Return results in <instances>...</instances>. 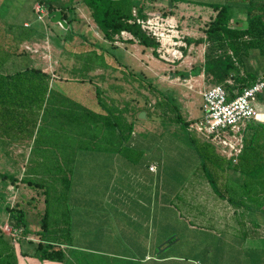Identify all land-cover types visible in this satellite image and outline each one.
I'll list each match as a JSON object with an SVG mask.
<instances>
[{"label":"rangeland","instance_id":"374dc122","mask_svg":"<svg viewBox=\"0 0 264 264\" xmlns=\"http://www.w3.org/2000/svg\"><path fill=\"white\" fill-rule=\"evenodd\" d=\"M50 1L55 7L64 4V1ZM227 1L183 0L192 8L201 10L194 13L190 6H182V11L176 12V20L180 22L178 29L181 33L179 32L180 38L174 40L180 43L172 45L159 41L158 57L152 55L151 49L126 43L124 40L129 37L122 34L121 39L114 44L104 41L89 11L83 8L80 11H72L75 8L63 6L66 14L74 18L69 19L74 21L71 29L73 33H83L89 39L105 46L107 54L102 52L100 55L98 51L99 58L97 55L90 57L86 53L83 54L80 46L85 43L78 37L73 38L69 43L63 41L62 37L65 33L62 32L60 25L50 22L48 12L46 18L39 21L31 10L32 0H0V59L6 56V49L17 47V52L18 50L26 54L32 52L33 49L18 46V42L33 30L23 27V23L28 21L32 27L38 29L42 25L45 37H49V41L47 40L49 44L36 47L38 51L33 53L35 61L32 60V64L35 66L38 62L44 63L48 69L52 65L55 76L75 79V83L70 87L60 86L62 89L52 82L51 87L54 90L59 88L65 91V96H69L71 100L78 101L88 109L101 114L110 115L112 112L105 111L112 108L121 111L124 105L122 112L124 116L120 115V117L124 119L126 125L133 120L137 126L141 125V128L151 130L148 135L156 136L162 169L158 179V241L160 246L175 235L177 242L167 245L163 252L164 257L173 256V260L159 263L153 260L144 264H213L212 261L217 264V259L218 261L223 259L221 248L226 252L228 247L230 255L237 259L240 258L238 257L240 247L250 249L252 245L261 244L263 245L260 247H264L262 239L264 235L261 232L259 234L261 239L258 240L251 237L242 239L243 237H239L240 233L234 237L235 231L220 229L209 221L199 222L189 218L176 200H170V197L166 200L164 195L166 189H171L172 185L177 193L185 183L187 174L190 176L198 168V174L205 185L200 188L209 189L201 169L202 166L206 169L212 168L210 165L207 166L206 161L201 162L199 153L207 154L213 165L216 163L219 166L221 162H225L220 158L218 159L220 162L216 160L213 149H201L196 143L194 146L190 144V137L195 135L189 133L190 136L179 125L177 117L185 120L189 117V112H198L201 92L211 85L210 79L204 74L192 75L198 69L197 66L202 65L203 45L187 46L184 39L203 38L202 31L214 16L211 9H202L205 6L198 5V2L223 4ZM143 3L147 12L160 14L166 10L165 3L161 0H143ZM77 13L81 17H78ZM233 14L234 17L241 19L239 21H243L246 16L244 10H234ZM181 17L184 19L181 20ZM187 24L190 29L188 31ZM230 24L234 26L231 21ZM38 39H40L39 43L45 40L43 37ZM89 52L92 56V51ZM23 59L24 64L25 57ZM53 61H57V64H53ZM118 62L120 66L117 65ZM121 88L122 94H117ZM66 90H70L72 96L68 95ZM253 106L258 115L252 120L251 125H264V117L260 115L264 114V94L261 98H257ZM140 112L147 113V117L140 119L141 121L137 119V114ZM116 113L121 114V112ZM82 121L86 122L85 115L72 112L71 109L69 112H44L38 118L36 131L31 140L0 138V238L5 240L6 250L9 249V252L15 255L8 257L9 262L18 264L17 254L20 251L32 254L39 242L53 241L59 242V245L65 243L64 251L72 256L70 261L64 259L63 264H143L139 261L123 262L111 259L97 252L110 248V244L103 241L101 229L92 230L89 235L81 226L78 227L73 223L69 226L70 216L76 217L80 211H84L83 206L87 199L85 193L102 189V182L108 177L104 175L103 179L102 176L103 158L113 155L121 158L127 152V155L139 159L148 151L141 147L129 146L122 149L111 144L106 145L101 140L92 141L91 133L85 138L82 135L79 141L76 133L78 128H82L83 125H78V122ZM181 142H188L191 150L183 149ZM170 143L173 144L171 150L173 158L167 164L165 159L167 154L169 157L167 148L172 145ZM195 146L198 147L197 150L194 149ZM230 173H227L229 177ZM61 176L64 179L68 178L66 190L61 187L63 184ZM211 177L216 179L214 174ZM45 195L51 200L50 212L48 210L50 220L54 217V215L50 216L51 212L53 214L59 212L57 217L59 220L62 217L61 212L64 211L68 229L62 230L63 227L58 223L59 227L54 232L48 230L47 233H42L40 220L45 211ZM97 198L100 199L93 197V200ZM73 205L76 206L74 211L71 210ZM11 209L26 213L29 224L27 231H24L23 227L11 217L9 214ZM255 218L256 215L253 214L252 221H249L252 227L256 223ZM10 220L13 223L8 224ZM5 223L10 228L5 227ZM245 228H242L241 233L246 231ZM252 235L256 237L255 231ZM1 246L3 247L4 244Z\"/></svg>","mask_w":264,"mask_h":264},{"label":"trees","instance_id":"16d2710c","mask_svg":"<svg viewBox=\"0 0 264 264\" xmlns=\"http://www.w3.org/2000/svg\"><path fill=\"white\" fill-rule=\"evenodd\" d=\"M76 1L88 9L90 17L104 41L114 44L121 39V34L125 32L132 37L130 40H125L126 43L151 49L152 55L158 57L159 42L138 22L145 21L147 18L142 5H137L134 0ZM38 3L48 13L61 11L62 19L67 24L66 31H62L65 33L62 37L63 41L69 43L73 38L78 37L85 43L80 46L83 54L86 53L90 57L97 55L99 58L102 52L107 54L104 45L89 39L83 33L72 32L71 21L67 18L66 10L63 7H55L48 0H38ZM202 6L211 8L215 15L203 30V38H184L187 46L204 45L202 65L197 66L198 69L192 75L204 74L210 79V84L222 85L230 95H233L234 91L240 92L243 88L253 85L264 75V0H228L223 4L210 3L202 4ZM234 10L245 11V26L238 28L230 24ZM6 50V56L0 59V138L31 140L41 113L69 112L71 109L72 112H80L86 118V122L82 121L83 124L78 122L79 126H83L78 128L77 140L80 141L82 135L85 138L91 133L92 141L101 140L103 143L119 141L120 138L111 115L97 113L54 90L51 87V74L43 72L38 66L30 65L29 53H21L19 50L17 52V47ZM87 50L92 51V56ZM23 57L26 61L24 64ZM6 59L13 60V67L5 64ZM117 65L120 66L119 62ZM228 80H231L232 83H227ZM263 94L264 91L258 95V98H261ZM177 121L189 134L190 132L187 130L189 123L179 116ZM251 122L245 128L242 153L236 163L231 160H222L226 163L221 162L218 166L216 163L214 165L213 162L210 163L211 161L205 153H199V157L201 162L205 163L206 161L207 166L210 165L212 168L206 169L205 166H202L201 171L213 192L220 199L226 200L232 207L238 205L240 202L237 200L241 199V205L246 206V209L256 215V223L252 229L246 230L245 234L242 233V239L249 236L251 239L258 240L261 239L260 232L264 235V125L252 126ZM89 140H91L90 137ZM201 143V146L198 145L201 149L213 148L202 140ZM198 147L195 146L194 149L197 150ZM213 156L220 162L218 160L220 157L216 154ZM198 169L195 171L198 172ZM228 172H231V175L237 174L236 183L230 182L226 176ZM212 174L215 175V180L211 177ZM61 178L63 183L61 187L66 190L68 178L66 177V180L63 176ZM238 188L242 190L241 194L237 193L236 189ZM236 194H238V198H236ZM48 197L45 195V211L40 220L43 234L48 230L54 232L49 227L52 220L48 214L51 206V200ZM246 201L247 204H245ZM9 214L19 226L23 227L24 231H27L28 224L23 211L15 212L11 209ZM50 216L53 217L52 212ZM253 231H255L256 237H253ZM4 241L3 238H0L2 243L0 244V263L16 264L9 262L8 257L15 255L11 254L9 249L6 250ZM59 244V242L53 241L39 242L32 254L22 251L20 254L35 258L40 262L63 263L65 252ZM243 248L240 247L238 255L240 258L237 259L230 255L228 247L226 252L221 248L223 259L219 261L217 259V264H264V247ZM162 256L163 254H159L158 258L161 259ZM212 263L214 264V261Z\"/></svg>","mask_w":264,"mask_h":264},{"label":"crops","instance_id":"0c3cea01","mask_svg":"<svg viewBox=\"0 0 264 264\" xmlns=\"http://www.w3.org/2000/svg\"><path fill=\"white\" fill-rule=\"evenodd\" d=\"M48 1L51 2L50 0ZM53 1L55 2L56 0ZM57 1H64L63 5L60 4L61 7L64 6L75 8L72 11H80L83 8V10L85 9V11L88 12V9L76 0ZM134 1L138 5H142L145 13L147 14V18L145 20L150 21L152 30L156 31L157 33H162L164 36H167V39L162 41L161 43H168L172 45L180 43L179 41L176 42L174 40L180 38L179 32L181 33V31L178 29V27H180V22L179 20H176V12H181L183 9L182 6H190L191 10L194 13H198L201 10L192 8V6L188 2H183V0H161L162 3H165L166 10L160 14H157L155 12H147L143 0ZM31 4V10L35 13L34 8L37 4L40 3H38V0H32ZM199 4L202 6V4L204 3L198 2V5ZM202 9L208 8L204 7ZM212 12L213 15H215V12L213 10ZM77 14L78 17H81L79 13ZM67 18L74 19L73 16H70L69 14L67 15ZM183 19L184 18L181 17V20ZM239 20L241 19H239L238 17H234V14L232 13L231 22L234 23V26L243 27L246 25L245 19L243 21ZM73 22H70L71 29H73ZM188 26L189 24H187L186 26L187 31L190 30ZM23 27L27 29L32 28L33 30L28 34L27 37L24 36L23 39L18 42V46H24L29 48L30 50L33 49L32 52H29V59L32 61L35 57L33 53L38 51L36 47H44L45 45L48 46L49 37H45V31L43 29L44 26L42 27V25V28L40 27L41 29H38L32 27V25L28 21H25L23 23ZM60 28L66 31V29H63L61 26ZM202 34L204 35L203 31ZM122 35L129 37V39L126 40L132 39L131 35H129L128 33L123 32ZM41 37H43L46 41L43 40L41 41V43H39L40 41L38 40L40 39L38 38ZM166 50L170 51L171 49ZM5 62V64L9 67L13 65L12 59H6ZM53 64L56 65L57 61H53ZM30 65H33L32 62L30 63ZM35 66L40 67L43 72L51 74V83L54 82V85H58L59 88H61L60 86L63 85H67L70 87L75 83V79H67L64 77L55 76L54 68L52 69V65L49 66L50 70L45 66L44 63L41 64L38 62V64H35ZM59 88H56L55 90H58L61 94L65 95V91L63 92V90H59ZM122 90L123 89L121 88V91L117 92V94H122ZM66 91H68V95L72 96L70 90ZM122 107L124 109V105H122ZM123 109L120 111L118 109L115 110L112 108L111 110L109 109V111H105L112 112L110 115L112 116L113 122L116 125L115 128L120 138L117 143H115V141H109L105 144H111L114 147H122V149L129 146L141 147L147 149L148 151L142 154V157L139 159L127 155V152L124 154V156H121V158L114 155L103 158L101 161L102 176L104 179V175H108V180L106 178L103 180L101 190L85 193L87 199H85L84 202V211H80V215L78 213L76 217H73L70 213L71 216L69 220V226L72 225V223L78 227L81 226L82 228H85L89 235L91 234L92 230L101 229V236L104 239L103 241L110 244V248L108 250L97 252L105 254L108 258L117 259L119 261L121 260L123 262L139 261L143 264L153 260L158 263L163 261H171L173 260V256H162L163 258H158L159 254H163L164 250L168 246H170L171 244L173 245L177 242V238L174 235L159 246L157 234L159 221L158 179L159 175L162 172V169L160 167L161 161H159L160 159L158 153L157 138L156 136L148 135L151 130L149 131V129H143L141 128V125L137 126L136 124H134L133 120L130 121L128 125H126L124 123V119L120 117V115L124 116V113H122L124 112ZM197 111L198 112H189V117H187L184 121L190 124L191 122L199 119L201 112L199 108H197ZM116 112H121V114ZM138 114L137 119L139 121H141L140 119H144L145 117H147V113H145L144 118H139ZM260 115L264 117V114L261 113ZM195 137H190V144L194 146V143H196L197 145L201 146V140L198 137H196L197 139ZM181 143L182 147H184L183 149L191 150V148H189L191 146L188 144V142ZM172 146L173 144L170 146L171 149L167 148L169 152V157L167 154L165 159V163L167 164L170 162V159L173 158V151H171ZM213 154H216L218 157L227 160L224 157L220 156L217 152H215L214 149ZM150 166H155L156 170L150 171ZM202 175L205 178L204 174ZM226 176L230 179V182L232 184H234V182H237V174L231 175L230 173V177L228 174ZM185 180L186 181L183 184L182 188H179L177 190V193L176 191H174L172 185L171 189H166L164 195L166 200H168L169 197L170 200H176L181 206L182 211H184V213L188 215L189 218L195 219L199 222L209 221L211 224L220 229H225L232 232L235 231V235H233L234 237H237L238 233H240L239 237H242V228L244 229L245 227H247L245 228L246 230L250 228L252 229L250 222L252 221L253 215L248 209H246V206L241 205V199L237 200L238 202H240L238 205L232 207L226 202V200L220 199L213 191H211L210 186L209 189H206L205 187L201 189L200 187L205 185L203 184L204 181L202 180V177L199 176L197 171H194L190 176L187 174ZM172 181L173 179L171 180V183ZM205 181H207L206 178ZM12 184L14 183L12 182ZM236 191L239 194L242 193V190L239 188L236 189ZM93 197H100V199L97 198V200H93ZM236 198H238V194H236ZM245 204H247V201L245 202ZM71 210H76V206H71ZM63 214L64 211L61 212L62 217L59 220H57L59 212H55V214H53L54 217L53 219H51V224L53 225H49L51 229H58V223L61 225V227H63L62 230L68 229V224L65 222V216ZM24 215L25 221L27 222L25 212ZM9 222L11 223L12 220L8 221V224ZM8 224L5 223V227L10 228ZM262 239L264 240V237ZM261 245L256 246L260 247ZM105 246L106 245L104 244L103 247ZM158 246L162 249L160 253H158ZM254 246L252 245V247ZM60 248H62V250L64 251L66 249V244H61ZM65 259L70 261L72 259L71 254L65 252ZM17 260L18 264H63L56 262H40L35 258L22 256L20 253L17 254Z\"/></svg>","mask_w":264,"mask_h":264},{"label":"built area","instance_id":"2783aa9c","mask_svg":"<svg viewBox=\"0 0 264 264\" xmlns=\"http://www.w3.org/2000/svg\"><path fill=\"white\" fill-rule=\"evenodd\" d=\"M34 11L39 21L46 18L47 12L42 5L37 4ZM138 22L158 42L167 39L152 30L149 20ZM263 91L264 75L240 92L234 91L233 95L222 85H209L201 92L200 118L191 122L187 130L210 144L220 156L236 163L242 153L245 128L257 116L253 104ZM149 170L155 171L156 167L150 166Z\"/></svg>","mask_w":264,"mask_h":264},{"label":"water","instance_id":"95a60500","mask_svg":"<svg viewBox=\"0 0 264 264\" xmlns=\"http://www.w3.org/2000/svg\"><path fill=\"white\" fill-rule=\"evenodd\" d=\"M48 18L50 19V22L53 24H58L60 25L63 29H67V24L66 22L62 19V13L61 11L57 10V11H52L49 12L47 14ZM145 117V113L141 112L139 114V118H144ZM161 247L158 248V253H160L161 251Z\"/></svg>","mask_w":264,"mask_h":264}]
</instances>
